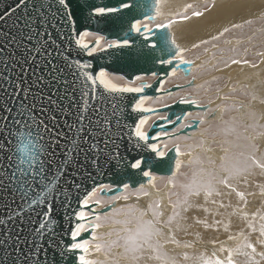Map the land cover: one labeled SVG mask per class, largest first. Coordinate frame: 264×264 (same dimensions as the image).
Masks as SVG:
<instances>
[{
	"label": "water",
	"instance_id": "95a60500",
	"mask_svg": "<svg viewBox=\"0 0 264 264\" xmlns=\"http://www.w3.org/2000/svg\"><path fill=\"white\" fill-rule=\"evenodd\" d=\"M17 2L18 0H0V16L8 13ZM124 3H129L131 6L123 8ZM68 4L71 12L69 22L62 20L58 15L59 23L56 28L50 30L51 39L55 41V45H52L50 41L48 51L53 53V63L57 69L52 75L58 76L61 80L60 93L62 95L69 97L75 95L77 99L81 95L86 76L94 75L99 85L97 90L104 92L105 99L98 103L105 106L109 115L110 137L101 136L98 149L87 151L92 144V140L89 139L87 143H81L80 149L83 150L69 152L68 148L71 147L70 141L75 131L76 117L73 113L76 108L69 103L68 99H64L61 103V107L67 109L63 113L56 109L41 111L42 107L47 106L34 101L32 94L40 93L39 88L33 86L28 99L23 101L26 107L22 113L21 101L15 96L9 100L4 93L5 86H0V221L5 222L0 224V238L5 237L9 232L13 239L17 235L21 241L28 238L29 244L21 245L27 252L31 247L32 230L38 226L41 219L40 215L31 213L25 206L21 194L16 191L14 182L11 181L10 174L18 161V157L13 154L14 150L19 148V144L15 142L23 139L19 136V132L25 131L21 124L14 123V121H25L31 125L37 151L41 150V146L47 145V148H43V152H47L44 159L49 172L56 174L58 169H63V175L49 197L54 207L52 217L55 223L51 231H54L55 235L52 236L51 231L45 230L43 242L47 252L46 264H78V256L84 254L79 250L69 251L68 249L74 243L71 234L78 223L75 213L80 209L81 201L85 197L93 195L96 191H99L101 196L114 197L122 193L125 187L136 190L148 185L154 175L172 177L176 169L175 161L179 159V156L175 155L177 147H170L161 157L152 152V146L165 142L169 138L191 137L193 132L199 130L201 121L192 119L184 122L187 114L204 112L206 115L208 112L206 109H210L207 105L193 106L182 103V100L193 99V96L187 95L171 104L154 108L150 113L132 110L131 105L138 102L135 99L137 96H147L156 100L161 96L189 89L195 83L193 79H190L187 85H174L162 89V83L170 78L172 72L170 71L171 66L162 65L160 61L165 59L175 61L174 56L160 51V38L165 35L172 38L169 26L167 30L151 27V32H145V35L149 37L147 41L132 29V24L136 21L141 24L145 21L153 24L157 20L156 0H68ZM99 8L116 9L117 11L96 15L94 10ZM28 12L32 14L31 4L28 5ZM22 15L23 10L21 9L12 14L9 19L0 21V37L12 31L13 22ZM71 21H74V24ZM141 29L143 32L144 25ZM86 32L100 35L107 43L105 48L96 49L91 57L87 55V51L95 48L97 41L92 42L88 50L82 49L80 43H77V40L81 42ZM125 38L130 41V46L123 45ZM113 42H118L122 46L109 48V44ZM151 45H156V47L153 48ZM175 45L181 49L180 46ZM13 50L16 51L17 59H20L23 49L13 48ZM56 51L62 52L63 55L57 57ZM81 62L89 67H81ZM34 67L35 76L31 70L27 73L29 84L37 76L43 74L47 77L48 75V68L39 57L36 58ZM99 71L121 76L128 82H134L139 77H154L155 80L151 83H142L141 87L148 86L144 93H115L109 96L103 85L99 84ZM0 72H3L2 64H0ZM166 72L167 75H165ZM175 72H181L184 77L190 76L185 73L183 65L179 66ZM74 73L79 77L75 83ZM18 74H20L19 67L14 70V75ZM63 81H67V84L65 85ZM39 87H43V83H40ZM55 90L52 89V91ZM11 91L12 89H8L9 93ZM47 92L48 90L45 89L43 94L46 95ZM21 95L24 94L21 93ZM34 102L35 107L33 108ZM29 110H31V117L35 118V124L32 123ZM52 115L56 116L55 121L51 120ZM155 115L162 117L156 119L146 132L149 136L155 132V138L147 144L138 141L134 135L136 124L140 119ZM70 125L73 126L71 131L69 130ZM181 126L184 127L178 130ZM106 140L107 144H105ZM156 149L157 152H164L165 147L162 145ZM93 160H96V163H93ZM137 161H146L142 169L137 170L131 167V164ZM24 167H28L27 161ZM144 171L149 172V176L145 177ZM41 187H46V185L41 182ZM107 187L109 189H106ZM39 194L37 190L35 195ZM116 206V201L102 208H99L97 203L89 204L84 210L91 214L86 221L90 228L82 232L77 241L83 243L85 239L91 240L94 224L90 222L95 216L106 214ZM22 207L24 208L22 213L13 215ZM10 215H13V219L8 221ZM49 240H51V245H49ZM6 247V245L0 246V264H13L15 256L6 255ZM7 251L11 252V248H7ZM39 258L45 259L44 251H41Z\"/></svg>",
	"mask_w": 264,
	"mask_h": 264
},
{
	"label": "rangeland",
	"instance_id": "374dc122",
	"mask_svg": "<svg viewBox=\"0 0 264 264\" xmlns=\"http://www.w3.org/2000/svg\"><path fill=\"white\" fill-rule=\"evenodd\" d=\"M189 1H181L183 4H187L182 6L183 9L177 10L173 18L165 17L167 18L165 21L157 19L153 24L148 21L144 23L148 28L153 26L158 27L165 23L170 24L171 21H179V23H182L181 25H185L194 19L202 20L203 15H205L204 17L213 16L214 18L217 16L215 13H217L218 9L224 7V9H219L222 10L223 14L225 13V15L219 18V20L221 19L220 21L216 17L217 21L215 20L210 26L208 25L202 29L189 32L187 35L190 38V44L192 42L193 44L187 43V45H184V49L183 45H180L183 50L182 58L195 61V65L199 68V71L194 73V81H197V85L195 84L189 91H185H187L188 95L197 99L200 105L210 107V110L206 115L203 112L199 116L201 118L199 119L201 121L199 126L200 131H195L191 137L179 136L182 139V142L177 146L180 150L179 157L184 156L185 158L179 162L180 166L176 167V173L172 177H158L154 175L151 182L152 187L143 186L136 190L125 187L122 193L114 197L101 196L99 191L91 195L89 204L97 203L99 208L105 207L113 201H116L117 205L112 211L97 215L102 217L101 226L95 228L92 239L87 240V251L83 254L85 259L93 262V264H101L102 262L110 264H167L162 254L171 257L173 264H189L185 260L186 255L197 253L196 251H198V264H204L205 260H220L226 264L230 250H233L231 253L232 264H264V257L252 255L249 250L244 248L245 244L246 246H251L249 238L252 236V233L256 235L261 233L259 232L260 227L264 225V194H262V199L256 200L250 208L246 205L242 207L233 205L237 211V216L240 217L245 214L246 219L238 217L233 219L231 213L222 210L228 209L227 203L221 201L218 197L220 190L222 191L221 196L223 198V195L224 197H228V191L233 189L232 185L224 184L228 179L232 177H250V174L240 164V160L243 163L251 160L250 162L253 165L250 172H255L253 175L258 178L259 182L264 166L259 163L257 156L259 152H263L259 150V147H262L261 144L263 145L262 140L260 139L259 143V139L257 138H264V128H260L264 127V121H262L264 120V103H259L260 101H264V90L259 92V90L264 89L262 87L264 86V80H261L264 79V0H245V2H243L244 0H223L222 2L224 3L219 6H216V2L220 0ZM171 3L178 2L177 0H168V4ZM197 13L200 14L197 15ZM236 19L240 23L235 22L234 20ZM185 20L187 21L185 22ZM219 23L222 26L221 24L219 26ZM237 25L239 27H236ZM225 29H228V31L225 32ZM202 31H205L206 37H204ZM201 37H204V39ZM94 41H99V45H96L95 49L99 50L107 46L103 37L88 32L83 35L81 43L90 45ZM233 59L237 60L238 63H232ZM255 72L258 74L256 75ZM179 75L181 77L172 78V81H177L178 83L186 81L185 84H189L187 83L189 79L184 77L182 73ZM258 76L260 77L258 78ZM104 79L107 83L110 84L111 82L110 85H114L117 88H128L141 87L143 82L149 83L154 80V77H140L134 82H128L121 76L105 72ZM199 81L200 84H198ZM258 85L262 86L259 87ZM251 90L254 92L252 93ZM173 94L176 96L159 97L156 100L148 98L145 101L144 107L159 108L165 106L166 103H169L173 99H177V97L178 99H182L186 96L185 93L180 94V92ZM251 97L253 99L257 97V99L253 100ZM246 103H250L251 105ZM255 103L262 107L261 110L263 112L260 111L259 105H257L258 109L256 108ZM254 104L255 106L253 107L256 109L252 107ZM246 105L250 106V109ZM218 109L221 110L220 115L217 111ZM161 117L155 115L145 118V124L141 130H145L144 132L146 133L147 128L156 119ZM233 121H235L234 124H232ZM251 123L256 124V127ZM249 129L252 130L249 131ZM160 145H165V143L162 142L156 145V148ZM164 147L166 150L170 148L169 145H165ZM209 147L213 153H211L212 151L209 150ZM254 148H257L259 152H256L257 150ZM219 149L222 151L220 150V152ZM228 153H235L237 163L227 171H217L216 166L218 161L223 160ZM246 156L248 158H245ZM259 167L261 171L258 170ZM201 173L208 175L205 185L188 180L189 176ZM262 186L264 188V184ZM106 189L109 188L107 187ZM159 193H165V201H163V198L157 196ZM150 195L151 198H149ZM252 196L253 194L248 196L246 200ZM252 201L253 199L250 200V202ZM191 205H194V209H190ZM86 213L88 217L91 216L89 212ZM149 213L153 214V216ZM244 220L246 222L243 224ZM219 221L222 227H219ZM230 221L231 223L229 224ZM150 222L153 231L152 234L149 232L147 235L145 226ZM90 223L96 224L97 222L94 219ZM109 224L116 230L110 231L108 229ZM87 226V229H89L90 226L88 224ZM247 226L248 231L246 234H242ZM178 228H183V232L178 233ZM153 232L156 234L154 235ZM149 235L152 236L150 237ZM94 236L97 239H93ZM260 238L262 240L260 239L257 242L264 245V234ZM97 243L102 244V248L99 250L96 248ZM166 243L171 244L173 249ZM199 244L200 249L198 248ZM132 245L133 248H129ZM195 247L198 249L195 250Z\"/></svg>",
	"mask_w": 264,
	"mask_h": 264
},
{
	"label": "snow or ice",
	"instance_id": "6c2138e0",
	"mask_svg": "<svg viewBox=\"0 0 264 264\" xmlns=\"http://www.w3.org/2000/svg\"><path fill=\"white\" fill-rule=\"evenodd\" d=\"M31 4L32 14L28 12V5ZM131 5L129 3H124L123 8H128ZM70 5L68 0H18L15 7L11 8L8 13L4 16H0V21L9 19L12 14L18 10H23V15L18 16L13 22L11 28L12 31L4 34L0 37V64L3 66V72H0V86L4 87V93L6 97L10 100L11 97H17L20 103V110L23 113L25 105L24 100L28 99V95L31 92L33 86L39 88V93H33V98L35 102H38L42 106L41 111H50L53 109L59 110L61 113L67 111L66 108L61 107V103L64 99H68L69 103L76 108L75 113L76 123L74 125L75 131L73 132V137L70 141L71 147L68 148L69 152L83 150L80 149L81 143H87L89 139L92 140V144L87 151L92 149H98V142L101 136L110 137L109 126L111 124L109 115L103 104H99V101L105 99L104 92L98 91L99 85L94 78V75H87L83 87L81 88V95L79 99L75 95L64 96L60 93L61 80L58 76H53L52 73L57 71L56 65L53 63V53L48 51L50 46V41L52 45H55V41L51 39V29L56 28L59 21L57 16L59 15L62 20L69 22L71 17V12L69 11ZM96 15H104L106 12H114L116 9H95ZM200 13H197L199 15ZM150 19H153L150 17ZM74 24V21H71ZM158 27L167 30V25H159ZM236 27H239L237 25ZM132 29L143 36L144 40H148L149 37L145 35V32H151L152 29L144 25V31L142 32L141 25L139 21L132 24ZM228 29H225V32ZM80 43L82 49L88 50L89 45ZM99 45V41H97ZM124 46H130V41L125 38L123 40ZM122 45L118 42H113L109 44V48H119ZM155 48L156 45H151ZM13 48L19 50L23 49L20 59L16 57V51ZM95 48L87 51V55L91 57L95 52ZM160 51L162 53H168L175 57L173 59L161 60L162 65H168L172 74H175V70L183 65L184 71L187 75H193V73L199 71V68L195 65V61H189L182 58L183 50L175 45L174 40L168 35L160 38ZM55 55L57 57L63 55L62 52L56 51ZM39 57L41 61L44 62L46 68H48V75L37 76L36 79L29 84L27 73L29 70L32 71L33 76L36 75L35 67L36 58ZM178 61V63H176ZM11 62V63H9ZM232 63H238L237 60H232ZM19 67L20 74L14 75V70ZM81 67H89V65L83 64L81 62ZM43 72V70H41ZM167 75V72L165 73ZM99 84L103 85V88L107 90L109 96L115 93H144L147 85L144 87H128V88H117L114 85H110L104 79L105 72L99 71ZM79 77L74 73V83L78 81ZM195 76L193 75V80ZM88 82H91L90 84ZM40 83H43V87H39ZM66 85L67 81H63ZM8 89H12L11 93ZM47 89V94H43L44 90ZM52 89H56L52 91ZM75 91V90H73ZM21 93L24 95L22 96ZM138 100L137 103L131 105L133 111H138L140 113H150L153 111L152 108L144 107L145 101L148 99L147 96H137L135 98ZM35 102L32 107H35ZM182 103H188L193 106H199L200 102L197 99H187L182 100ZM10 111V109H9ZM209 111V109H206ZM29 115L31 117V110H29ZM115 115V113H113ZM32 123L35 124V118L31 117ZM51 120L55 121L56 116L52 115ZM14 123H19L25 129V131L19 132V136L23 139L17 140L15 143L19 144V148L14 150L13 154L18 157L17 164L14 166L10 176L11 181L14 182V187L17 192L21 194L22 200L25 202V206L30 210L31 213H37L41 216L39 224L36 228L32 230L31 235V247L25 252L21 245L27 246L29 244L28 238L21 241L20 237L17 235L15 239L12 238L11 233H7L5 237L0 238V246H7L5 248L6 255H14L15 260L13 264H46L47 252L45 250V245L43 238L45 236V230L51 231L52 225L55 223L52 213L54 212L53 203L49 200L57 182L63 175V169H58L56 174H52L48 171L46 167V161L44 156L47 152H43V148H47V145L41 146V150L37 151L35 146V140L33 139V133L31 131V125L25 121H14ZM145 124L144 119H140L134 128V135L138 141L149 143L155 138V132L152 136L146 135L141 127ZM73 126H69L71 131ZM23 144V146H21ZM107 144V140L105 141ZM31 146V147H28ZM152 152L156 153L158 156L163 157V152H157L155 145L151 148ZM102 151V150H101ZM43 153V154H42ZM176 156L180 155L179 147L176 148ZM87 158V157H86ZM98 158V157H97ZM115 158V157H114ZM27 161L28 167H24V163ZM96 163V160H93ZM119 163V161H118ZM146 161H137L131 164L133 169H142V165ZM175 165L179 167V161H175ZM143 175L145 177L149 176V172L144 171ZM41 182H43L46 187H41ZM39 190V195H35V192ZM91 195L85 197L81 201L80 209L75 213V219L78 221L74 230L72 231L71 238L74 241L72 245L69 246V251L79 250L80 252L87 251L88 241L85 239L83 243L78 242L77 238L82 232L87 230L86 221L88 220V214L85 212V208L88 207ZM46 205V207H44ZM24 211V208H19L13 215H19ZM13 215L8 217V221L13 219ZM101 216H95L94 219L97 222L92 225V231L95 228L101 226ZM31 219V217H29ZM5 223L0 221V224ZM251 226V225H250ZM261 232L264 234V227H261ZM51 235L54 236L55 232L51 231ZM97 239V237H93ZM100 239V238H98ZM49 245H51V240H49ZM7 248H11V252L7 251ZM96 248L99 250L102 248L101 243L96 244ZM41 251H44L45 259L39 258ZM232 251L228 256L226 264H232ZM78 264H93V262L86 260L84 255L78 256ZM204 264H225L220 260L207 261Z\"/></svg>",
	"mask_w": 264,
	"mask_h": 264
},
{
	"label": "bare ground",
	"instance_id": "6f19581e",
	"mask_svg": "<svg viewBox=\"0 0 264 264\" xmlns=\"http://www.w3.org/2000/svg\"><path fill=\"white\" fill-rule=\"evenodd\" d=\"M157 1V7H156V13H155V16L157 17V19H160L161 21L162 20H167V18H165V17H168V18H173L174 17V13H176L177 12V10H181V8L183 9V7L182 6H184V5H186V4H183L181 1L182 0H177V2L178 3H171V4H168V0H156ZM187 1H189V0H187ZM192 1V0H191ZM214 1V0H213ZM223 0H220V1H217L216 2V6H219V5H222L224 2H222ZM231 1V0H230ZM241 1V0H240ZM190 2V1H189ZM236 2V1H235ZM239 2V1H238ZM243 2H245V0L243 1ZM259 2V1H258ZM229 3H231V2H229ZM248 3V2H247ZM260 3V2H259ZM232 4V3H231ZM230 4V5H231ZM236 4V3H235ZM248 4H250V3H248ZM233 5H234V3H233ZM242 5V4H241ZM249 6V5H248ZM247 6V7H248ZM222 7V6H221ZM229 7H231V6H229ZM229 7H228V9H229ZM242 7V6H241ZM218 8V7H217ZM232 8V7H231ZM219 9H224V7L223 8H219ZM218 9V11H217V13H215L217 16H215L214 18H213V16L211 17V16H206V17H204L205 15H203L202 17H203V19L201 20H196V19H192L193 21L191 22V21H189L187 24H185L184 23V20H183V23L185 24V25H181L182 23H179V21L177 22V21H171L170 22V24L169 23H165V24H169V25H167V26H169V28H170V31H171V33H172V40H174V42H175V44H177L178 46H180V45H183L182 47H183V49H184V45H187V43L188 44H190V38L188 37V35L187 34H189V32H191V31H194V30H199V29H202L203 27H207L208 25L210 26V24H213V22H215V20H216V17H217V19L219 20V18H221L223 15H225V13L223 14L222 13V10H219ZM228 9H226V10H228ZM242 11H244V10H242ZM254 12H256V11H254ZM247 13H249V12H247ZM178 15V14H177ZM227 15V14H226ZM244 15V14H243ZM242 15V16H243ZM208 17V18H207ZM254 17V16H253ZM241 18V17H240ZM249 18V17H248ZM247 19V18H246ZM221 20V19H220ZM219 20V21H220ZM232 20V19H231ZM243 20V19H242ZM157 21V20H156ZM155 21V22H156ZM163 21V22H164ZM187 20H185V22H186ZM217 21V20H216ZM235 22H237V19L236 20H234ZM244 21V20H243ZM225 23H227L226 21H224ZM222 23V22H221ZM221 23H219L218 25L220 26V24ZM237 23H240V21L239 22H237ZM237 23H235V24H237ZM141 24V23H140ZM165 24H163V25H165ZM228 24V23H227ZM143 25H146L145 23H143ZM162 25V24H161ZM217 25V26H218ZM212 26V25H211ZM215 26V25H214ZM221 26H222V24H221ZM233 26V25H232ZM218 28V27H217ZM225 28H226V26H225ZM222 29H223V27H222ZM221 29V30H222ZM218 30V29H217ZM210 31V30H209ZM215 31H216V29H215ZM203 32V31H202ZM206 32H208V31H206ZM218 32V31H217ZM219 32H220V30H219ZM191 34V33H190ZM202 34H204V37H206L205 36V31L202 33ZM209 35V34H208ZM210 36V35H209ZM212 36V35H211ZM216 36V35H215ZM204 37H201V38H203L204 39ZM201 38H199V39H201ZM209 38V37H208ZM211 39H213V38H211ZM196 42V41H195ZM201 42V41H200ZM232 42V41H231ZM216 43V42H215ZM193 44V42L190 44V45H192ZM215 45H217V44H215ZM181 47V46H180ZM182 47H181V49H182ZM192 47V46H191ZM215 47V46H214ZM189 48V47H188ZM204 48V47H203ZM186 49V48H185ZM194 51V50H193ZM192 53V52H191ZM194 53V52H193ZM196 53V52H195ZM234 54V53H233ZM196 55V54H195ZM211 55V54H210ZM194 59V58H193ZM192 59V60H193ZM199 63H201V62H199ZM210 63V62H209ZM226 63V62H225ZM214 64H215V62H214ZM263 64H264V62H263ZM247 65V64H246ZM245 66V65H244ZM243 66V67H244ZM233 67V66H232ZM239 68H241L240 66H239ZM262 68V67H261ZM252 69V68H251ZM263 69V68H262ZM227 70V69H226ZM264 70V69H263ZM238 71V70H237ZM258 71V70H257ZM243 72V71H242ZM250 72V71H249ZM259 72V71H258ZM175 73H177V72H175ZM181 73V72H180ZM261 73V72H260ZM239 74V73H238ZM254 74V73H253ZM255 74L257 75L258 73H256L255 72ZM172 75V74H171ZM177 75V74H176ZM193 75H194V73H193ZM193 75H190L189 77H186L187 79H189V80H187V83L190 81V79H193ZM247 75V74H246ZM251 75V74H250ZM175 76V75H174ZM181 76V75H180ZM227 76H228V74H227ZM239 76V75H238ZM243 76V75H242ZM241 76V77H242ZM248 76H249V74H248ZM171 77V76H170ZM229 77V76H228ZM233 77V76H232ZM249 77H251V76H249ZM255 77V76H254ZM260 76H258V78H259ZM264 77V76H263ZM111 78V77H110ZM140 78V77H139ZM183 78V77H182ZM231 80H232V78H231ZM259 80V79H258ZM261 80H264V79H261ZM121 81V80H120ZM168 81V80H167ZM264 82V81H263ZM186 83V81L184 82V83H182L181 85H187V84H185ZM249 83V82H248ZM260 83V82H259ZM110 84H111V82H110ZM197 85V81L193 84V85ZM198 84H200V81H199V83ZM192 85V86H193ZM164 86V85H163ZM229 86V85H228ZM255 86H257V85H255ZM259 86V85H258ZM262 86V85H261ZM261 86H259V87H261ZM227 87V86H226ZM243 87V86H242ZM247 87V86H246ZM252 87V86H251ZM262 87H264V86H262ZM241 88V87H240ZM244 88V87H243ZM191 89V87L189 88V89H186V90H190ZM227 89V88H226ZM260 89V88H259ZM258 89V90H259ZM246 90V89H245ZM264 89H261V90H259V92H261V91H263ZM179 92H181V93H185V90H183V91H179ZM251 92L253 93L254 91H252L251 90ZM180 93V94H181ZM221 93V92H220ZM186 94V96L188 95V93H185ZM219 94V93H218ZM251 94V93H250ZM260 94V93H259ZM264 95V94H263ZM263 95H261V96H263ZM166 97L168 96V95H165ZM165 96H161V97H165ZM169 96H176V95H174V94H169ZM185 96V97H186ZM251 96V95H250ZM255 96V95H254ZM260 96V95H259ZM252 98V97H251ZM193 99H195L194 97H193ZM253 99V98H252ZM255 99H257V97L255 98L254 97V99L253 100H255ZM264 99V98H263ZM223 100V99H222ZM261 100V99H260ZM163 101V100H162ZM252 101V100H251ZM257 101V100H256ZM243 102V101H242ZM245 102H247V101H245ZM250 102V101H249ZM253 102V101H252ZM261 102H263L264 103V101H260L259 103H261ZM257 103V102H256ZM255 103V104H256ZM246 104H248V105H251L250 103H246ZM255 104L254 105H252V107L253 106H255ZM248 105H246L248 108L250 107V106H248ZM257 105H259V104H256V108L258 109V107H257ZM245 106V107H246ZM262 106V105H261ZM244 107V108H245ZM210 108V107H209ZM247 108V110H249ZM255 107H253V109H256ZM263 108H264V104H263ZM259 109H260V111L261 112H263L264 111V109H263V111L261 110L262 109V107H260V105H259ZM210 110V109H209ZM214 110V109H213ZM216 110V109H215ZM218 111V113H219V115H220V111L221 110H217ZM243 111H244V109H243ZM256 111V110H255ZM254 111V112H255ZM259 111V110H258ZM252 112V111H251ZM203 112H193V113H189V114H187V117L185 118V120H184V122L185 121H191L192 119H189V116L191 115H193V117L195 118V117H198V116H200V114H202ZM248 113V112H247ZM258 113V112H257ZM260 113V112H259ZM207 114V113H206ZM234 115V114H233ZM250 116V115H249ZM251 116H253V115H251ZM256 116V115H255ZM257 116H260V115H257ZM220 117V116H219ZM222 117V116H221ZM218 118V117H217ZM263 118V117H262ZM201 119V118H200ZM236 119V118H235ZM256 119H258L257 117H256ZM259 119H260V117H259ZM239 120V119H238ZM246 121H248V120H246ZM260 121H261V119H260ZM262 121H264V120H262ZM261 121V122H262ZM230 122V121H229ZM234 122L235 121H233L232 122V124H234ZM228 123V122H227ZM236 123H238V122H236ZM255 123V122H254ZM243 124V123H242ZM247 124V123H246ZM251 124H253V123H251ZM240 125V124H239ZM254 125V124H253ZM256 125V124H255ZM254 125V126H255ZM258 125V124H257ZM252 126V125H251ZM263 126V125H262ZM182 127V126H181ZM184 127V126H183ZM223 127H225V126H223ZM228 127H230V126H228ZM256 127V126H255ZM142 128V127H141ZM235 128V127H234ZM234 128H232L233 130H234ZM250 128V127H249ZM253 128V127H252ZM259 128V127H258ZM260 128H264V127H260ZM260 128H259V130H260ZM147 129H149V128H147ZM226 129H227V126H226ZM178 130H179V128H178ZM223 130H224V128H223ZM229 130H231V129H229ZM250 130H252V129H249V131ZM142 131H143V129H142ZM145 131V130H144ZM198 131H200V129L198 130ZM261 131V130H260ZM264 131V130H263ZM147 132V131H146ZM234 132H236L235 130H234ZM238 132V131H237ZM255 132V131H254ZM194 133V132H193ZM192 133V134H193ZM257 139H259L258 140V142L260 143V139L262 140V143H263V145L261 144V146L262 147H259L260 149V151H263V152H259L258 150H257V148L255 149V150H257L256 152H259L258 153V160H259V163L260 164H262V165H264V138L262 139V138H257ZM256 139V140H257ZM205 140V139H204ZM203 140V141H204ZM237 141H238V139H236ZM207 141V140H206ZM233 141V140H232ZM221 142V141H220ZM161 144V143H160ZM169 144V143H168ZM200 144V143H199ZM206 144H207V142H206ZM159 145V144H158ZM156 146V145H155ZM201 148V147H200ZM210 148V147H209ZM197 149V148H196ZM195 149V151H197ZM198 150H200L199 148H198ZM208 150V149H207ZM209 150H211V148L209 149ZM208 150V151H209ZM221 149H219V151H220ZM208 151H207V153H208ZM212 151V150H211ZM222 151V150H221ZM220 151V152H221ZM194 152V151H193ZM199 152H201V151H199ZM210 152V151H209ZM215 152V151H214ZM211 153H213V151L211 152ZM193 154V153H192ZM199 155H200V153H198ZM219 154H221V153H219ZM199 155H198V157H199ZM203 155V154H202ZM201 155V156H202ZM222 155V154H221ZM191 156H194V155H191ZM200 156V157H201ZM196 157V156H195ZM185 157L184 156H180L179 157V159H178V161L180 162L182 159H184ZM245 158H248L247 156L245 157ZM200 159V158H199ZM195 160V159H194ZM202 160V159H201ZM200 160V161H201ZM197 161V160H196ZM199 161V160H198ZM244 161V160H243ZM251 161V160H250ZM249 160L246 162V163H243L242 162V160H240V164L242 165V167H243V169L247 172V173H249L250 174V177L249 176H245V177H242V178H237V177H232V178H230V179H228L224 184H226L227 183V185H232L233 186V189H231L230 191H228L229 192V195H228V197H224V195H223V198H222V196H221V193H222V191L220 190L219 191V193H218V197L221 199V201H224V202H226L227 203V205H228V209H222L223 211H226V212H228V213H231V215H232V218L234 219L235 217H238L237 216V211L234 209V207H233V205H235V206H240V207H242V206H244V205H246L247 207H252V205H253V203H255L256 202V200H260V199H262V194H264V188H263V186H262V184H264V166H263V170L261 171V168L259 167L258 168V170H260L261 171V178H260V182H259V180H258V178L256 177V176H254L253 175V173H255V172H250V169L252 168V165H253V163L252 162H250ZM242 162V163H241ZM180 166V165H179ZM176 173V171L174 172V174ZM201 174H203V173H201ZM162 180V179H161ZM152 182V181H151ZM151 182L148 184V185H146L148 188H150V186L152 187V184H151ZM224 182V181H223ZM203 184L205 185L206 184V182H203ZM170 185V184H169ZM141 187H143V186H141ZM214 187H216V186H214ZM145 188V187H144ZM225 188V187H224ZM190 189V188H189ZM235 190L236 192H238V193H240V194H238V193H236L235 191L233 192V191ZM253 194V196L252 197H250L248 200H246V198L248 197V196H250V195H252ZM157 195V194H156ZM158 197H161V198H163L164 200L163 201H165L166 199H165V193H159V195H157ZM149 198H151V195L149 196ZM253 199V201L252 202H250V200H252ZM162 200V199H161ZM227 200H229V201H227ZM148 201V200H147ZM162 201V202H163ZM166 203V202H165ZM164 203V204H165ZM139 204V203H138ZM149 205V204H148ZM169 206V205H168ZM226 206V205H225ZM189 207V206H188ZM227 208V207H226ZM150 209V208H149ZM148 209V210H149ZM190 209H194V205H191L190 206ZM144 211V210H143ZM148 212H150V211H148ZM170 212V211H169ZM135 213V212H134ZM127 214V213H126ZM150 215H151V213H149ZM141 215V214H140ZM146 215H147V212H146ZM144 216V215H143ZM143 216H142V218H143ZM148 216V215H147ZM151 216H153V214L151 215ZM141 217V216H140ZM145 218V217H144ZM238 218H242V219H246L247 217L245 216V214H243V215H241L240 217H238ZM138 219V218H137ZM146 219V218H145ZM142 220V219H141ZM153 220V219H152ZM149 221V220H148ZM246 222V220H244L243 221V224ZM153 223V222H152ZM209 223H211L210 221H209ZM231 223V221L229 222V224ZM150 224V225H149ZM147 223L146 224V226H145V228H146V233H147V235H148V233L149 232H151V234H152V231H153V229H152V226H151V222L150 223ZM228 224V225H229ZM221 226V224H220V221H219V227ZM154 227V226H153ZM222 227V226H221ZM262 227H264V225L262 226ZM167 228H169V227H167ZM143 230H144V228H143ZM177 231H178V233H182L183 232V228H178L177 229ZM248 231V226L244 229V232L242 233V234H246V232ZM172 232H174V231H172ZM259 232H261V227H260V230H259ZM140 233V232H139ZM153 234H154V232H153ZM156 234V233H155ZM154 234V235H155ZM141 235V234H140ZM261 235H262V232L261 233H258L257 235L256 234H253L252 233V236L249 238V244L251 245V246H246V244H245V246H244V248H246L247 250H249V252L253 255H255V256H259V257H264V245L262 244V243H259V242H257V241H260V237H261ZM150 237L152 236V235H149ZM149 239V238H148ZM155 240V239H154ZM153 240V241H154ZM262 240V239H261ZM156 242V241H155ZM164 242V241H163ZM152 244V243H151ZM167 244V243H166ZM168 246H170L171 247V249H173V246L171 245V244H167ZM180 247H182V246H180ZM203 247V246H202ZM129 248H133V245L131 246V247H129ZM176 248V247H175ZM174 248V249H175ZM199 249H200V244H199V247H198ZM198 248H194L195 250L196 249H198ZM177 249V248H176ZM175 249V250H176ZM181 249V248H180ZM185 249V248H184ZM193 248H192V250H194ZM130 250V249H129ZM205 250V249H204ZM177 251V250H176ZM183 251V250H182ZM174 252V251H173ZM177 252H179V251H177ZM191 252V251H190ZM197 253H198V251H196ZM197 253H194V254H187L186 255V258H185V260L189 263V264H198V260H197ZM260 255H262V256H260ZM162 256L164 257V259L166 260V262H167V264H173V259L171 258V257H169L168 255H165V254H162ZM142 260H145V259H142ZM199 260H200V258H199ZM101 264H110V263H101ZM179 264H181V263H179Z\"/></svg>",
	"mask_w": 264,
	"mask_h": 264
},
{
	"label": "clouds",
	"instance_id": "9594fccd",
	"mask_svg": "<svg viewBox=\"0 0 264 264\" xmlns=\"http://www.w3.org/2000/svg\"><path fill=\"white\" fill-rule=\"evenodd\" d=\"M237 163V159L235 156V153H228L226 154L225 158L223 160L218 161L216 170L217 171H227L232 166H234ZM208 179L207 174H195L188 177L189 181H194L196 183H203L206 182ZM108 229L110 231H115L116 229L113 228L111 224L108 225ZM115 239V237H113Z\"/></svg>",
	"mask_w": 264,
	"mask_h": 264
},
{
	"label": "crops",
	"instance_id": "0c3cea01",
	"mask_svg": "<svg viewBox=\"0 0 264 264\" xmlns=\"http://www.w3.org/2000/svg\"><path fill=\"white\" fill-rule=\"evenodd\" d=\"M142 25H143V23H142ZM141 25V26H142ZM177 74V75H176ZM180 72H177V73H175L174 75L172 74L171 75V77L170 78H168L167 80H165L163 83H162V89H167V88H170V87H172V86H174V85H178V84H182V83H178L177 81H172V78H176V77H181L180 75ZM154 80H155V78H154ZM154 80H152L151 82H153ZM151 82H149V83H151ZM167 82V84H165ZM165 84V85H164ZM164 85V86H163ZM181 93V92H180ZM185 93H187V91H185ZM169 96V95H168ZM166 97V96H165ZM182 97V96H181ZM180 97V98H181ZM161 98V97H160ZM177 99H178V97H177ZM177 99H173L172 101H170L169 103H166L165 105H168V104H171V103H173L174 101H176ZM189 119H200V117L198 116V117H193V115L191 116H189ZM183 128V126L182 127H180L179 129H182ZM182 142V139H181V137H176V138H169V139H167L164 143H165V145H169V147H172V146H178L180 143ZM169 143V144H168ZM164 145V146H165ZM160 146H162V145H160ZM159 146V147H160ZM156 147V146H155ZM158 148V147H157ZM165 151H166V149H165ZM165 151L163 152V153H165Z\"/></svg>",
	"mask_w": 264,
	"mask_h": 264
}]
</instances>
